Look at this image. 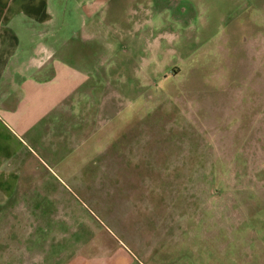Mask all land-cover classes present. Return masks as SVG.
<instances>
[{
	"label": "rangeland",
	"instance_id": "1",
	"mask_svg": "<svg viewBox=\"0 0 264 264\" xmlns=\"http://www.w3.org/2000/svg\"><path fill=\"white\" fill-rule=\"evenodd\" d=\"M57 1L80 23L87 0ZM152 12L81 45L90 108L21 137L0 264H264V0Z\"/></svg>",
	"mask_w": 264,
	"mask_h": 264
},
{
	"label": "crops",
	"instance_id": "2",
	"mask_svg": "<svg viewBox=\"0 0 264 264\" xmlns=\"http://www.w3.org/2000/svg\"><path fill=\"white\" fill-rule=\"evenodd\" d=\"M169 1L87 0L73 9L80 23L66 29L61 17L68 15V8L57 0H0V209L17 207L8 203L24 172L18 161L23 135L47 143V134L34 137V129L64 127L69 96L75 102L90 99L86 109L96 98L97 70L87 68L93 62L83 60L81 45L91 48L109 32L120 36V31L146 26L155 3L165 8ZM87 84L89 90H83ZM23 208L24 213L11 214L28 218Z\"/></svg>",
	"mask_w": 264,
	"mask_h": 264
}]
</instances>
